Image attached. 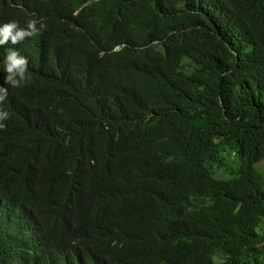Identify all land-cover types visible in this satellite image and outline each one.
<instances>
[{"label": "trees", "instance_id": "16d2710c", "mask_svg": "<svg viewBox=\"0 0 264 264\" xmlns=\"http://www.w3.org/2000/svg\"><path fill=\"white\" fill-rule=\"evenodd\" d=\"M203 1L13 0L45 86L7 85L0 186L76 203L91 263L264 264V0Z\"/></svg>", "mask_w": 264, "mask_h": 264}, {"label": "clouds", "instance_id": "9594fccd", "mask_svg": "<svg viewBox=\"0 0 264 264\" xmlns=\"http://www.w3.org/2000/svg\"><path fill=\"white\" fill-rule=\"evenodd\" d=\"M10 2L9 13L6 12L0 18V111L2 108L5 111L4 106L8 103L10 92L7 85L13 88L22 85L34 88L45 86V79L34 74L30 76L29 69L40 59L39 45L42 37L38 36V32L46 26L39 20L20 22L14 9L23 7L13 3V0ZM208 2L209 0L201 2V6L207 8ZM88 6L89 4H86V7ZM120 48L117 47L114 51H119ZM7 116V112L0 113V121ZM33 162L37 163L33 166L40 165L38 157ZM20 176L22 175H15ZM22 190L28 196L39 192L28 187H23ZM16 198L13 183L0 186V264H102L95 259L90 262L85 245L71 246L72 242L64 241L69 231L78 229V219H81V215L76 203L69 202L65 218L56 221L42 210L27 213L23 204ZM37 242L44 244L38 247L42 250V256H38L34 251ZM82 246L86 252L82 251ZM117 246L116 242L115 247Z\"/></svg>", "mask_w": 264, "mask_h": 264}, {"label": "rangeland", "instance_id": "374dc122", "mask_svg": "<svg viewBox=\"0 0 264 264\" xmlns=\"http://www.w3.org/2000/svg\"><path fill=\"white\" fill-rule=\"evenodd\" d=\"M227 158H228L230 161L232 160V162H234V160L236 159L235 155H232V156H228V155H227ZM238 168H239V166H237V167H229L228 169H229V172H230V173L235 174V173L237 172ZM257 170H258V171L264 176V162H262V165L259 164V165L257 166ZM216 177H217V178H222L221 174L217 175ZM227 177H228V178L230 177V174H229V173H228Z\"/></svg>", "mask_w": 264, "mask_h": 264}]
</instances>
